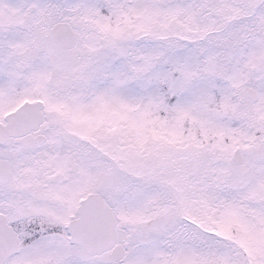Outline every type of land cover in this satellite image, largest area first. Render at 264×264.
Instances as JSON below:
<instances>
[{
  "label": "snow or ice",
  "instance_id": "1",
  "mask_svg": "<svg viewBox=\"0 0 264 264\" xmlns=\"http://www.w3.org/2000/svg\"><path fill=\"white\" fill-rule=\"evenodd\" d=\"M0 264H264V0H0Z\"/></svg>",
  "mask_w": 264,
  "mask_h": 264
}]
</instances>
